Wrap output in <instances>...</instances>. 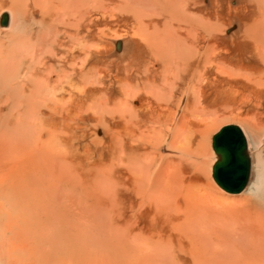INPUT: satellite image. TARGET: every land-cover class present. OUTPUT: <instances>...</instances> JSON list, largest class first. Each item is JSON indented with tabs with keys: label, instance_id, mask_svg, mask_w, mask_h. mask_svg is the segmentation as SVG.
I'll return each instance as SVG.
<instances>
[{
	"label": "bare ground",
	"instance_id": "bare-ground-1",
	"mask_svg": "<svg viewBox=\"0 0 264 264\" xmlns=\"http://www.w3.org/2000/svg\"><path fill=\"white\" fill-rule=\"evenodd\" d=\"M0 264H264V0H0Z\"/></svg>",
	"mask_w": 264,
	"mask_h": 264
},
{
	"label": "water",
	"instance_id": "water-1",
	"mask_svg": "<svg viewBox=\"0 0 264 264\" xmlns=\"http://www.w3.org/2000/svg\"><path fill=\"white\" fill-rule=\"evenodd\" d=\"M7 22L4 16L2 23ZM212 148L216 161L212 167L215 182L225 191L239 193L247 186L251 159L242 130L236 125H226L213 136Z\"/></svg>",
	"mask_w": 264,
	"mask_h": 264
},
{
	"label": "rangeland",
	"instance_id": "rangeland-1",
	"mask_svg": "<svg viewBox=\"0 0 264 264\" xmlns=\"http://www.w3.org/2000/svg\"><path fill=\"white\" fill-rule=\"evenodd\" d=\"M227 125V124H226ZM210 147H211V150H212V137H211V143H210ZM212 170V169H211ZM211 174H212V171H211ZM212 177V176H211ZM213 179V178H212Z\"/></svg>",
	"mask_w": 264,
	"mask_h": 264
}]
</instances>
